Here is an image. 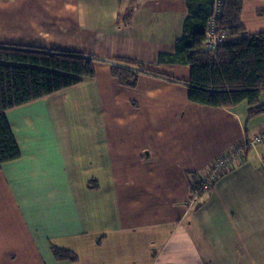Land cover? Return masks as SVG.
<instances>
[{
    "label": "crops",
    "instance_id": "crops-1",
    "mask_svg": "<svg viewBox=\"0 0 264 264\" xmlns=\"http://www.w3.org/2000/svg\"><path fill=\"white\" fill-rule=\"evenodd\" d=\"M15 3L0 0V46L80 54L96 75L5 113L20 156L0 167V264H264V139L188 201L211 160L264 128L246 102L188 99V0ZM241 5L246 32L264 31V1ZM126 58L145 69L134 87L110 75Z\"/></svg>",
    "mask_w": 264,
    "mask_h": 264
},
{
    "label": "trees",
    "instance_id": "trees-1",
    "mask_svg": "<svg viewBox=\"0 0 264 264\" xmlns=\"http://www.w3.org/2000/svg\"><path fill=\"white\" fill-rule=\"evenodd\" d=\"M211 4L212 0H188L184 32L176 42L175 56L190 67L188 99L210 108L246 102L249 116L260 114L264 112V104L259 105L258 100L264 90V31L248 34L240 25L242 0H224L219 29L225 31L229 42L221 44L213 55L205 53L204 29ZM115 62L110 75L122 86L134 87L139 72L145 71L142 64L127 58ZM95 75L94 60L80 54L32 46H0V167L20 156L5 117L9 109L77 86ZM93 183L89 187L96 189ZM51 253L58 260L69 256L55 246ZM70 258L75 261V257Z\"/></svg>",
    "mask_w": 264,
    "mask_h": 264
},
{
    "label": "built area",
    "instance_id": "built-area-1",
    "mask_svg": "<svg viewBox=\"0 0 264 264\" xmlns=\"http://www.w3.org/2000/svg\"><path fill=\"white\" fill-rule=\"evenodd\" d=\"M223 4L224 0H212L211 8L209 9L208 20L204 29V51L208 54L213 55L221 44L229 42L225 31L218 27V19L223 10ZM262 139H264V128L254 135L253 138L244 140L231 150L219 154L215 159L211 160L206 172L198 182V188L192 189V200L189 203L197 202L201 197L209 193L217 179L225 174L230 167L241 161L246 149L255 147Z\"/></svg>",
    "mask_w": 264,
    "mask_h": 264
},
{
    "label": "rangeland",
    "instance_id": "rangeland-1",
    "mask_svg": "<svg viewBox=\"0 0 264 264\" xmlns=\"http://www.w3.org/2000/svg\"><path fill=\"white\" fill-rule=\"evenodd\" d=\"M16 0H13V5L15 6L16 5ZM245 15L246 14H244V17H245ZM249 16H250V20H251V22H253V23H256L257 21H261L262 20V18H260L259 16H256V17H254V16H252V14H249ZM260 26H262V25H260ZM35 101H37V100H35ZM33 103V102H32ZM69 115L67 114V117H68ZM204 175V174H203ZM197 184H198V182H197ZM82 186V185H81ZM65 188H66V186H63V190L62 191H64L65 190ZM192 189H195L194 187L192 188ZM83 189H79V194H82L83 193V191H82ZM192 192H193V190H191L190 191V193H189V196H188V201L190 202L191 200H192V198H191V194H192ZM133 195H134V193L133 194H131L130 195V197L131 198H133ZM130 201H132L133 202V199H130ZM82 203H84V204H82L81 206H82V209H81V212L82 211H86L87 210V206H86V204H85V201H81ZM110 203L112 204L113 202H112V200L110 201ZM65 214H67V213H65ZM64 249V251L66 252V253H68V257L67 258H63L62 256V260H68V261H70V262H73V261H71V258H70V256L72 257V258H74L75 257V259H76V257H77V253H75V252H73L72 250H70V249H66V248H63Z\"/></svg>",
    "mask_w": 264,
    "mask_h": 264
},
{
    "label": "clouds",
    "instance_id": "clouds-1",
    "mask_svg": "<svg viewBox=\"0 0 264 264\" xmlns=\"http://www.w3.org/2000/svg\"><path fill=\"white\" fill-rule=\"evenodd\" d=\"M222 12V11H221Z\"/></svg>",
    "mask_w": 264,
    "mask_h": 264
}]
</instances>
